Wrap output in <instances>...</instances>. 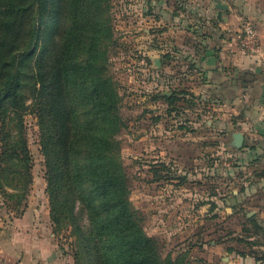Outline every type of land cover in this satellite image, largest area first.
I'll return each instance as SVG.
<instances>
[{
	"label": "rangeland",
	"instance_id": "rangeland-1",
	"mask_svg": "<svg viewBox=\"0 0 264 264\" xmlns=\"http://www.w3.org/2000/svg\"><path fill=\"white\" fill-rule=\"evenodd\" d=\"M220 1L228 5L236 0H102L95 10L105 34L98 35V46L106 51V72L121 94L124 127L112 144L113 154L127 177L129 200L142 217L144 232L158 243L162 264H242L233 250L264 255V228L249 221L242 195L247 186L264 183V153L260 163L254 158L240 163L238 154L255 143L251 133L242 132L247 138L243 148H236L234 137L227 140L225 126L218 124L223 111L217 107L223 102L187 81L190 71L198 74L194 69L201 67L205 44L216 47L227 27L254 22L244 17L220 26L230 10L229 5L223 9L219 20ZM30 5L24 26L13 29L25 44L40 9L34 0ZM22 72L21 113L31 181L22 196L15 185L20 175L27 178L26 168L0 156V264H27L25 246L37 238H47L52 251L73 264H93L77 246L72 226L52 220L35 59L23 62ZM207 110H212L208 117ZM158 124L177 129L166 134L176 153L160 155ZM8 125L6 135L12 137L17 130ZM2 131L0 123V153ZM252 243L258 246L253 249Z\"/></svg>",
	"mask_w": 264,
	"mask_h": 264
},
{
	"label": "trees",
	"instance_id": "trees-1",
	"mask_svg": "<svg viewBox=\"0 0 264 264\" xmlns=\"http://www.w3.org/2000/svg\"><path fill=\"white\" fill-rule=\"evenodd\" d=\"M32 1L0 0V156L26 168L27 178H16V191L24 196L31 181L20 89L22 63L35 59L53 222L72 226L77 246L93 264H162L158 243L131 206L127 177L112 150L124 122L118 85L106 72V51L98 46V35L105 34L95 10L102 0H34L40 9L25 44L13 29L24 26ZM8 124L17 130L12 137L6 135ZM75 258L80 260L78 252Z\"/></svg>",
	"mask_w": 264,
	"mask_h": 264
},
{
	"label": "crops",
	"instance_id": "crops-1",
	"mask_svg": "<svg viewBox=\"0 0 264 264\" xmlns=\"http://www.w3.org/2000/svg\"><path fill=\"white\" fill-rule=\"evenodd\" d=\"M228 5L230 10L227 16H229L220 23V26L226 27V25H229L227 22L229 19L233 23L239 22L244 17H249L254 21L253 23L258 30L264 47V0H236L232 3L228 2ZM238 28L239 26L235 28L227 27L225 37H222L220 41L218 39L219 44L216 47L208 44H205L206 47L203 46L204 60L201 67H195L194 69L200 77L196 76L195 78L194 75L198 74H194L189 70L187 81L195 89H198V86L205 88V90L202 89L205 91L206 96L215 94L223 102L217 107L223 111L219 114L218 124L225 126L226 133L224 135L227 140H232L235 132L249 130L251 133L250 135L254 138L255 143L241 150L238 154L240 163H247L248 159L253 158L257 160V163H260L263 160L262 155L264 153V65L260 59L247 56L238 50L234 42L227 37V32H233ZM212 31H216L214 27ZM211 35L213 36V34ZM247 72L252 74L251 77L248 79L242 78ZM210 111L212 110H207L205 116L208 117L211 114ZM232 115L234 117L231 118ZM207 122L210 123L209 120ZM172 130L168 131L163 129L161 124L157 125V134L161 136L157 142L161 156H164V154L172 155L177 151L176 146L171 144V140L166 139L168 138L166 134L177 131V129ZM243 134L245 136V133ZM246 138L247 136H245L244 141ZM242 192V195L245 198L247 197V203L244 206L249 209H243V211H246L249 221L258 224L261 229L264 228V183L259 181L254 185L247 186ZM36 234L39 236L40 233ZM29 240L32 239L29 238ZM257 246L258 244H253V249ZM52 249L47 238L33 239L30 244L28 243L25 246L26 263L73 264L71 259L59 256ZM251 256L240 257L242 264H264L263 254L252 253ZM254 256L259 259L257 260Z\"/></svg>",
	"mask_w": 264,
	"mask_h": 264
},
{
	"label": "built area",
	"instance_id": "built-area-1",
	"mask_svg": "<svg viewBox=\"0 0 264 264\" xmlns=\"http://www.w3.org/2000/svg\"><path fill=\"white\" fill-rule=\"evenodd\" d=\"M227 37L247 56L260 59L264 65V47L253 22L247 21L237 30L226 33Z\"/></svg>",
	"mask_w": 264,
	"mask_h": 264
},
{
	"label": "water",
	"instance_id": "water-1",
	"mask_svg": "<svg viewBox=\"0 0 264 264\" xmlns=\"http://www.w3.org/2000/svg\"><path fill=\"white\" fill-rule=\"evenodd\" d=\"M217 7L219 8V12H218L219 20H222V10L228 8V5L220 1L217 3ZM251 75H252L251 73L247 72L244 76L245 78L248 79L249 77H251ZM233 137H234V141H233L234 146L239 149L243 148L244 138H245L244 134L242 132H235Z\"/></svg>",
	"mask_w": 264,
	"mask_h": 264
}]
</instances>
